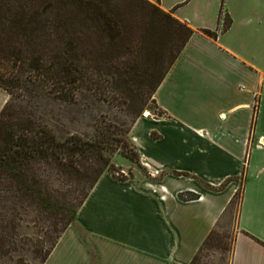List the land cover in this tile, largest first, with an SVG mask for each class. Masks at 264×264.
<instances>
[{"label":"crops","instance_id":"obj_1","mask_svg":"<svg viewBox=\"0 0 264 264\" xmlns=\"http://www.w3.org/2000/svg\"><path fill=\"white\" fill-rule=\"evenodd\" d=\"M159 2L194 33L153 93L163 117L130 131L148 175H101L42 264H189L238 181L230 264H264V0ZM145 123L147 153L133 135Z\"/></svg>","mask_w":264,"mask_h":264},{"label":"trees","instance_id":"obj_2","mask_svg":"<svg viewBox=\"0 0 264 264\" xmlns=\"http://www.w3.org/2000/svg\"><path fill=\"white\" fill-rule=\"evenodd\" d=\"M144 6L149 8L141 0H0V90L12 97L13 89L29 93L32 88L35 96L73 103L78 93H100L104 80L115 78L118 84L144 87V98L153 95L194 32L172 12L150 7L146 16ZM139 20L144 28L135 24ZM229 25L224 21L221 31ZM199 32L216 39L215 32ZM144 60L150 63L137 82ZM6 107L0 110V264L27 251L31 239L23 230L35 228L38 210L57 217L53 236L47 238L50 247L39 258L42 264L110 168L103 152L113 145L106 128L100 142L92 144L77 136L60 139L35 118L13 131ZM44 173L65 177V190L73 191L54 198L47 189L49 179L40 177ZM213 235L208 234L189 264H201Z\"/></svg>","mask_w":264,"mask_h":264},{"label":"rangeland","instance_id":"obj_3","mask_svg":"<svg viewBox=\"0 0 264 264\" xmlns=\"http://www.w3.org/2000/svg\"><path fill=\"white\" fill-rule=\"evenodd\" d=\"M141 1L149 5V8L144 6L146 16L152 13L150 7L158 8L165 13L169 12L161 7L158 0ZM172 17L175 18L173 14ZM221 19L227 25V18L223 16ZM177 21L182 23L180 20ZM135 24L144 28L140 20ZM149 47L153 48L155 45L151 44ZM148 63L150 62L144 60L139 64L137 82L141 80L139 77L142 76ZM114 79H105L104 89L100 93H78L73 103L59 102L44 94L35 96V92L30 93L32 88L29 89V93L13 89L12 97L8 96L6 102L7 123L15 131L18 126L24 125L25 120L35 118L39 124L50 129L60 139L77 136L92 144L100 142V131L106 128L107 138L111 139L109 144H112L113 147L106 146L103 152L110 159V168L104 173L109 174L115 180L122 177L125 179L147 177V169L142 165L130 137L131 125L134 120L146 118L144 114L155 118L163 116L156 109L153 95L143 97L144 87L139 88L138 84L130 83L118 84ZM28 88L27 85L25 90ZM148 127L149 123H145L143 127H139L133 133L140 140V144L136 146L137 150L143 153L150 152L155 146L147 144L145 129ZM40 177L49 179L50 183L47 185V189L54 198L61 197L67 194L66 191L70 192L74 189L65 190L63 180L66 178L63 176L55 177L51 173H44ZM237 183L239 185L237 195L212 230L214 235L210 239L209 246L204 250L201 264H230L233 240L237 233V215L242 182L238 181ZM69 184L72 187L75 183L70 182ZM69 195L71 198L73 197L72 194ZM35 216L32 221V226L35 228L28 225L23 230L24 236L31 239L30 246H26L27 251L19 252L12 262L4 261V264H15L14 261L17 258L22 260V264H38L39 258L43 256L46 249H49L50 243H47L49 240L47 238L53 236L52 224L57 221V217L42 210H38ZM74 219L75 217L72 219L71 225ZM36 247L38 251L34 255L32 251H35Z\"/></svg>","mask_w":264,"mask_h":264},{"label":"built area","instance_id":"obj_4","mask_svg":"<svg viewBox=\"0 0 264 264\" xmlns=\"http://www.w3.org/2000/svg\"><path fill=\"white\" fill-rule=\"evenodd\" d=\"M144 116H145V114H144Z\"/></svg>","mask_w":264,"mask_h":264},{"label":"bare ground","instance_id":"obj_5","mask_svg":"<svg viewBox=\"0 0 264 264\" xmlns=\"http://www.w3.org/2000/svg\"><path fill=\"white\" fill-rule=\"evenodd\" d=\"M147 114V113H146Z\"/></svg>","mask_w":264,"mask_h":264}]
</instances>
